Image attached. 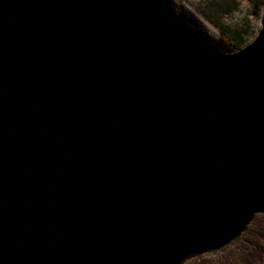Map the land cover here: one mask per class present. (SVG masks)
Returning <instances> with one entry per match:
<instances>
[{
    "label": "water",
    "instance_id": "obj_1",
    "mask_svg": "<svg viewBox=\"0 0 264 264\" xmlns=\"http://www.w3.org/2000/svg\"><path fill=\"white\" fill-rule=\"evenodd\" d=\"M264 213V10L233 53L162 0H0V264H182Z\"/></svg>",
    "mask_w": 264,
    "mask_h": 264
},
{
    "label": "trees",
    "instance_id": "obj_2",
    "mask_svg": "<svg viewBox=\"0 0 264 264\" xmlns=\"http://www.w3.org/2000/svg\"><path fill=\"white\" fill-rule=\"evenodd\" d=\"M162 2L164 3L163 0ZM262 5V0H252L251 13L259 14ZM195 8L203 19L216 28L218 45L224 53H233L246 45L252 30L251 23L249 20L240 23L229 19L231 14L239 9L238 0H202ZM172 14L185 24L201 43L214 50L191 26L173 12ZM252 227H256L253 234L250 233ZM182 264H264V213L257 214L250 225L228 245L192 257Z\"/></svg>",
    "mask_w": 264,
    "mask_h": 264
},
{
    "label": "rangeland",
    "instance_id": "obj_3",
    "mask_svg": "<svg viewBox=\"0 0 264 264\" xmlns=\"http://www.w3.org/2000/svg\"><path fill=\"white\" fill-rule=\"evenodd\" d=\"M164 4L176 15L183 20L189 26H191L196 34L201 36L214 50L217 52H223L218 45V32L209 22L203 19L196 11L195 5L202 0H163ZM264 2V0H262ZM239 9L233 12L229 17L233 22L243 23L249 20L252 26L251 33L247 43L252 41L260 28V18L264 10V5L261 7L259 14H253L252 12V0H238ZM247 18V19H246ZM237 51V50H236ZM235 52V51H234ZM224 53V52H223ZM249 226V225H248ZM256 227H252L250 233L255 232Z\"/></svg>",
    "mask_w": 264,
    "mask_h": 264
},
{
    "label": "clouds",
    "instance_id": "obj_4",
    "mask_svg": "<svg viewBox=\"0 0 264 264\" xmlns=\"http://www.w3.org/2000/svg\"><path fill=\"white\" fill-rule=\"evenodd\" d=\"M247 44V43H246ZM250 225V224H249ZM248 227V226H247Z\"/></svg>",
    "mask_w": 264,
    "mask_h": 264
}]
</instances>
